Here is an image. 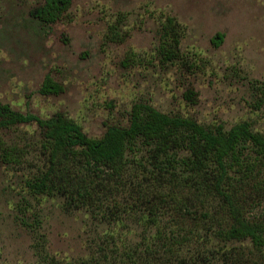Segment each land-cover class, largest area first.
<instances>
[{"label":"rangeland","instance_id":"1","mask_svg":"<svg viewBox=\"0 0 264 264\" xmlns=\"http://www.w3.org/2000/svg\"><path fill=\"white\" fill-rule=\"evenodd\" d=\"M43 2L0 0V104L63 114L91 138L127 127L136 104L264 134V0H72L51 24L34 16ZM47 77L60 92L41 93ZM133 145L119 220L106 221L62 195L30 193L47 164L41 134L36 124L0 129V264H264V247L217 235L232 224L220 199L196 202L181 164L172 178ZM239 199L249 221H264V169Z\"/></svg>","mask_w":264,"mask_h":264},{"label":"trees","instance_id":"2","mask_svg":"<svg viewBox=\"0 0 264 264\" xmlns=\"http://www.w3.org/2000/svg\"><path fill=\"white\" fill-rule=\"evenodd\" d=\"M71 3L72 0H44L34 16L41 22L55 23ZM175 27V21L169 18L167 36L176 34ZM222 41L223 36L218 34L212 43L218 47ZM175 42L178 43L176 38ZM61 89L47 77L40 91L56 94ZM32 124L41 134L47 155L46 169L27 182L33 195H62L68 206L88 209L102 220H119L118 198L126 172V151L138 143L161 173H171L172 178L179 179L183 172L179 173L177 164L190 173L193 200L204 203L212 198L224 203L232 224L220 229L219 237L226 241L248 239L255 247H264V221H249L239 199V192L264 169V134L255 132L249 122L230 129L220 125L207 128L193 118L172 116L149 104H136L127 127L112 125L101 138H91L63 114L41 118L0 104L1 130ZM182 150L189 155L179 158ZM253 187L260 191L262 184ZM20 220L28 226L24 218Z\"/></svg>","mask_w":264,"mask_h":264}]
</instances>
